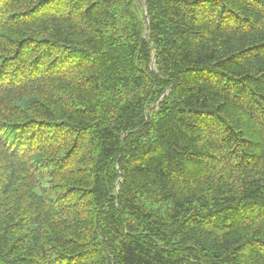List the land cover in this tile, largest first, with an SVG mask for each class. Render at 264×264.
<instances>
[{"label":"trees","instance_id":"trees-1","mask_svg":"<svg viewBox=\"0 0 264 264\" xmlns=\"http://www.w3.org/2000/svg\"><path fill=\"white\" fill-rule=\"evenodd\" d=\"M0 264H264V0H0Z\"/></svg>","mask_w":264,"mask_h":264},{"label":"water","instance_id":"water-1","mask_svg":"<svg viewBox=\"0 0 264 264\" xmlns=\"http://www.w3.org/2000/svg\"><path fill=\"white\" fill-rule=\"evenodd\" d=\"M146 14H148V11H146Z\"/></svg>","mask_w":264,"mask_h":264}]
</instances>
